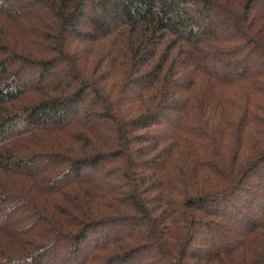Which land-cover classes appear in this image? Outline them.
<instances>
[{
    "label": "trees",
    "instance_id": "obj_1",
    "mask_svg": "<svg viewBox=\"0 0 264 264\" xmlns=\"http://www.w3.org/2000/svg\"><path fill=\"white\" fill-rule=\"evenodd\" d=\"M0 264H264V0H0Z\"/></svg>",
    "mask_w": 264,
    "mask_h": 264
},
{
    "label": "rangeland",
    "instance_id": "obj_2",
    "mask_svg": "<svg viewBox=\"0 0 264 264\" xmlns=\"http://www.w3.org/2000/svg\"><path fill=\"white\" fill-rule=\"evenodd\" d=\"M85 13L90 16V17H93L94 16V11H92L88 5H86V9H85ZM98 14V13H97ZM13 35H14V32L12 31ZM16 34V33H15ZM17 38V37H16ZM21 39V37H20ZM250 182V181H249Z\"/></svg>",
    "mask_w": 264,
    "mask_h": 264
}]
</instances>
